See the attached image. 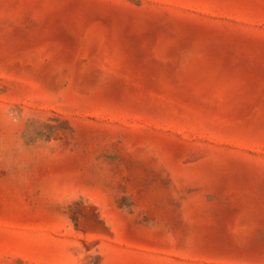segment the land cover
<instances>
[{
	"label": "rangeland",
	"instance_id": "374dc122",
	"mask_svg": "<svg viewBox=\"0 0 264 264\" xmlns=\"http://www.w3.org/2000/svg\"><path fill=\"white\" fill-rule=\"evenodd\" d=\"M0 264H264V0H0Z\"/></svg>",
	"mask_w": 264,
	"mask_h": 264
}]
</instances>
